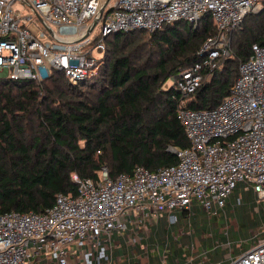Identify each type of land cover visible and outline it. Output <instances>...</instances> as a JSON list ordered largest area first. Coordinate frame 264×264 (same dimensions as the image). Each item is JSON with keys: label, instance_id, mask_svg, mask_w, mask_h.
<instances>
[{"label": "built area", "instance_id": "2783aa9c", "mask_svg": "<svg viewBox=\"0 0 264 264\" xmlns=\"http://www.w3.org/2000/svg\"><path fill=\"white\" fill-rule=\"evenodd\" d=\"M15 1L0 0V77L12 79L39 82L59 70L71 83L89 80L104 38L116 31H153L177 20L196 27L204 14L216 31L198 60L163 86L180 94L178 114L190 140L185 148L168 146L177 162L155 171L138 165L115 178L106 165L92 178L72 173L76 194L58 193L42 212L1 213L0 264H264V45L252 44L217 106L183 105L230 56L232 31L262 9V0H21L30 14L13 10ZM239 182L261 214H251L257 224L250 236L232 245L236 218L219 230L226 240L211 229L235 208L227 202ZM198 213L206 221L196 225Z\"/></svg>", "mask_w": 264, "mask_h": 264}, {"label": "trees", "instance_id": "16d2710c", "mask_svg": "<svg viewBox=\"0 0 264 264\" xmlns=\"http://www.w3.org/2000/svg\"><path fill=\"white\" fill-rule=\"evenodd\" d=\"M215 31L204 14L196 27L177 20L153 31L110 33L96 77L77 83L59 70L39 82L0 77V214L42 212L58 193L76 194L72 173L92 178L106 165L115 178L138 165L155 171L176 163L168 146L185 148L190 140L178 114L180 94L162 85L198 60ZM254 43L264 45V0L232 31L230 56L183 99L184 107L217 106ZM236 219L240 227L257 224Z\"/></svg>", "mask_w": 264, "mask_h": 264}, {"label": "rangeland", "instance_id": "374dc122", "mask_svg": "<svg viewBox=\"0 0 264 264\" xmlns=\"http://www.w3.org/2000/svg\"><path fill=\"white\" fill-rule=\"evenodd\" d=\"M12 9L13 10H16V9H19L23 14H30V13H33L31 8L24 4L21 0H17L13 3L12 5ZM259 13V12H257ZM33 20L35 21V23L38 25V26H41V22L39 21L38 18H36L34 16ZM100 57V56H99ZM104 57V53L103 55L101 56V58ZM100 58V59H101ZM98 69L99 67L97 68L96 70V73L94 74V77H96L97 75V72H98ZM91 78V79H92ZM167 85L166 83H163L162 86H165ZM242 187H243V183L242 182H239L238 183V186L236 188V192L234 193V197L232 198V202L229 203V206L230 207H235V209H233L232 212H229L228 215H227V218L225 220V218H222L220 219V221H214L213 225H212V229H211V232L213 231V234H214V237H216V239H223V240H226V236L224 234V232L222 234L219 233V230L221 228H225L228 226V223L231 221V219L233 218H239L240 222H251L250 221V216L251 214H255V207H256V204L254 203L253 201V198L252 196H249L247 191H244L242 190ZM239 194L241 195V197L239 196ZM252 205V207H251ZM260 208H263V206H260ZM262 211V210H261ZM263 213V211H262ZM256 218L259 219V215L255 214ZM194 219V221L196 222V225L198 224L197 222L198 221H201V222H205L206 219L204 217V214L203 213H198L197 217L195 218H192ZM247 227H253V226H247ZM247 227H240L239 226V231H236L233 229V227H231L228 231L229 233V238L231 240H233L235 237L237 239L239 238H248L250 236V231H249V228ZM199 236V234H196ZM235 236V237H234ZM223 237V238H221ZM234 241H232V245H234ZM206 247L208 248H212L213 247V244H212V241L209 240L208 244L206 245ZM215 253H216V257L217 258H222V253H223V250L221 249H217L215 250Z\"/></svg>", "mask_w": 264, "mask_h": 264}, {"label": "water", "instance_id": "95a60500", "mask_svg": "<svg viewBox=\"0 0 264 264\" xmlns=\"http://www.w3.org/2000/svg\"><path fill=\"white\" fill-rule=\"evenodd\" d=\"M259 12H260V11H259ZM36 15H37L38 19H39L40 21H42V18L40 17V15H39L38 13H36ZM97 20H98V17L92 21V24H91V26L88 28V30L86 31L85 35H87L88 32L92 29V27L96 24ZM47 30L50 32V29H49V28H47Z\"/></svg>", "mask_w": 264, "mask_h": 264}]
</instances>
